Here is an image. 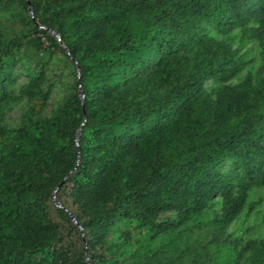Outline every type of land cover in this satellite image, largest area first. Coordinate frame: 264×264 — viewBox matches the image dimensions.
Here are the masks:
<instances>
[{"label":"trees","instance_id":"1","mask_svg":"<svg viewBox=\"0 0 264 264\" xmlns=\"http://www.w3.org/2000/svg\"><path fill=\"white\" fill-rule=\"evenodd\" d=\"M2 13L23 29L0 31V117L27 40L75 81L42 119L40 63L19 125L0 126V264H133L106 244L118 225L145 235L138 264H177L264 186V0H0ZM229 264H264V237Z\"/></svg>","mask_w":264,"mask_h":264},{"label":"rangeland","instance_id":"2","mask_svg":"<svg viewBox=\"0 0 264 264\" xmlns=\"http://www.w3.org/2000/svg\"><path fill=\"white\" fill-rule=\"evenodd\" d=\"M27 14L30 15V12ZM6 15L5 13L0 15V31L2 35L10 36L22 31V24ZM33 24L37 27L35 21H33ZM39 37L42 47L45 46V40L41 36ZM32 38L30 37V39ZM41 49H35V46L27 40L17 53V60L11 73L10 96L3 106L2 116L0 117V126L7 131L17 128L29 107V101L22 94V88L26 85L34 69L40 63H45L43 71L47 80L44 88L48 83L52 84L45 107L40 113L42 119L49 118L61 106L64 99L72 90L75 81L73 66L58 53L53 54L50 59L45 60L46 58ZM249 57L252 59V65H256L257 55L254 50L251 49ZM59 195V201L56 198H52L49 202V215L57 222H59V219L54 210L61 208L60 203H64L67 200L65 191L64 193L61 191ZM66 206L69 207V204L67 203ZM218 210L219 199L215 198L212 201V207L208 210L209 216L212 213L218 212ZM63 232L65 231L63 230ZM263 237L264 186L253 188L247 193L242 210L221 232H216L211 227L195 231L190 239H188L186 243L187 247H181L182 250L177 264H210L213 251H215V255L217 256L215 264H229L242 247L248 243L257 242ZM71 238H76L75 233L71 235ZM140 243L145 245L146 237L141 230H135L132 226L118 225L111 229L106 236V244L110 245L112 252L120 253V260L125 263L130 261H133V264L139 263V260L135 259L132 253ZM242 257H245V254Z\"/></svg>","mask_w":264,"mask_h":264},{"label":"water","instance_id":"3","mask_svg":"<svg viewBox=\"0 0 264 264\" xmlns=\"http://www.w3.org/2000/svg\"><path fill=\"white\" fill-rule=\"evenodd\" d=\"M27 6H28V11L30 12V5H29V3L27 2ZM77 85H79V82H78V79H77Z\"/></svg>","mask_w":264,"mask_h":264}]
</instances>
